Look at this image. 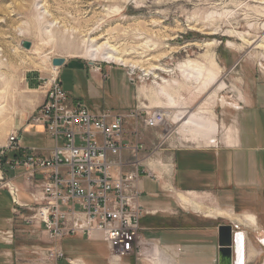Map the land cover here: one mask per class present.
<instances>
[{"label": "rangeland", "instance_id": "1", "mask_svg": "<svg viewBox=\"0 0 264 264\" xmlns=\"http://www.w3.org/2000/svg\"><path fill=\"white\" fill-rule=\"evenodd\" d=\"M23 33H32L35 37L21 39L19 35ZM23 41L31 44L29 50L21 46ZM107 42L127 53L129 59L138 61L141 69L161 65L173 69V73L158 72L159 79L167 82L163 84L151 76L143 77L144 73L139 71L132 72L100 61L90 62L74 53ZM40 44H43L42 51L36 54L34 50ZM263 49L264 0H0V148L15 132L21 134L24 148L50 149L53 146L51 141L33 135V131L25 128L32 113L42 104L44 82L57 70L62 90L68 98L77 100L93 113L128 116L137 110L155 111L158 107L169 112L167 100L162 104L146 97L156 90L155 84H160L172 94L179 109L177 112H184V116L197 109L211 110L217 125L215 139L219 141L224 128L236 126L238 117L245 110V99L253 108L264 105ZM14 52L20 55L19 60H12ZM53 59H64L67 64L53 71ZM186 60L202 63L208 68L212 62L215 81L206 89L186 82L176 71V67ZM85 74L90 78L87 79ZM220 83L225 88L216 92ZM138 90L140 99H137ZM214 92L216 95L212 96ZM221 98L232 106L221 103ZM235 105L239 110L234 108ZM208 116L204 118L208 119ZM244 121L251 131H260L252 147L258 148L257 158L263 162L264 109L257 108L246 115ZM179 127L180 123L171 124L168 119L161 129L145 130L141 121L129 120L124 138L129 146L142 147L138 160L146 158L151 162L166 154L169 141H175L177 144L173 146L178 148L179 142L183 144L182 137L191 143L198 142L193 141L191 135L181 133ZM142 167L150 172L149 166ZM151 174L156 181L155 175ZM166 178L165 168H162L159 181ZM142 181L147 184L145 178ZM9 182L22 193L20 188L24 184L20 171H12L0 164V192L8 194L4 185ZM165 195L167 192L161 193L159 203L170 200L172 211L158 212L150 218L152 220L148 217L143 228H167V240L171 241H180L179 233L185 231L199 233V239L206 240V235L219 226L235 223L258 253L247 259V264L264 263V248L259 245V240L261 243L264 240V210L258 215L251 208L246 213L239 210L233 213L212 199L191 198L204 210L215 208L255 218L254 227L242 226L236 220L204 217L190 209H181L175 200ZM143 197H147V193L141 196V201ZM245 201L249 207L254 205L251 199ZM12 226L9 233H0V241L6 248L1 251L0 264H57L59 260H50L48 253L54 249L61 251L58 248L60 241L52 242L41 229L26 226L21 218H17ZM145 240L150 242V239ZM92 243L98 254L107 252L102 242L92 240ZM65 244L67 240L61 246L65 247ZM249 249L253 251L252 247Z\"/></svg>", "mask_w": 264, "mask_h": 264}, {"label": "built area", "instance_id": "2", "mask_svg": "<svg viewBox=\"0 0 264 264\" xmlns=\"http://www.w3.org/2000/svg\"><path fill=\"white\" fill-rule=\"evenodd\" d=\"M58 75L44 82V101L28 120L53 143L48 153L24 148L18 132L0 148V164L20 171L24 184L22 193L10 182L4 185L13 212L52 242L99 237L113 259L131 254L139 258L149 245L142 237L141 220L147 212L141 182L154 176L138 160L142 147L125 141V127L133 120L141 121L145 130H157L168 118L161 111L143 109L128 116L90 112L68 98ZM230 226L235 233L243 232L234 223ZM48 257L58 261L64 255L54 249Z\"/></svg>", "mask_w": 264, "mask_h": 264}, {"label": "crops", "instance_id": "3", "mask_svg": "<svg viewBox=\"0 0 264 264\" xmlns=\"http://www.w3.org/2000/svg\"><path fill=\"white\" fill-rule=\"evenodd\" d=\"M85 76L87 79L90 78L86 74ZM93 79H96V76ZM242 90L244 96L245 87ZM41 94L40 102L42 103L45 91ZM137 94V99H140L139 90ZM243 104H245V110L238 117L236 126H230L235 131L231 144L227 145L223 136L219 141H216V130L209 138H197L198 142L194 143L188 142L182 137L183 139L181 138L180 141L183 144L179 142L180 148L173 146L177 144L175 141H169L166 154L151 162L146 158L139 159L141 160V166H149L150 172L157 179L153 181L144 177L147 184L144 183L145 181L141 182V196L147 193V197H143L141 201L147 212L141 220V227L145 230L142 232V237H144V240L150 239L151 243L149 242L146 250L139 258L131 254L115 260L109 257V251L99 237L87 239L86 237L74 236L65 238L58 243V248L61 249L64 258L59 260L57 264L60 261H64L60 264H66L67 262L68 264H108L111 262L116 264H218L217 229L214 232H209L206 235V240L199 239V233L185 231L179 233L180 241H171V239L167 240L169 236L167 228L145 229L143 225L148 217L149 219L154 218L158 212L162 214L163 212L172 211L170 200L163 204L159 203L158 197L163 192H167L165 197L175 200V203L181 209H185L178 199L179 195L182 194L190 200L192 197L212 199L217 205L227 206L228 210L233 213L235 210L246 213L247 209L251 208L254 210L255 215H258L261 213L260 210H264V161L261 162L257 158L258 148L252 147L257 141L256 136H260V131H251L250 127L244 125L246 115H250L257 108L264 109V105L259 104L253 108L247 99L243 101ZM167 110L174 115V118L178 115L176 107ZM196 111L189 113L190 115L195 114ZM208 112H211L210 115H212L211 110H208ZM25 130H31L34 133L33 135L47 139L39 126L29 124ZM213 138L217 145L208 142ZM47 141L50 140L47 139ZM31 150L47 154L50 149ZM141 152L140 149L138 158ZM162 168H165L167 176L163 182L159 181ZM21 199L26 201L24 194L21 195ZM245 199H251L252 204H254L252 207L255 208L247 206ZM17 218H20V216L13 212L9 195L0 192V233L5 234L12 231V225ZM150 224L153 226L152 222ZM241 234L242 238H245V262L247 264V259L254 258L255 254L258 255V253L254 250L250 241L246 240V234L243 232ZM44 235L47 237L46 234ZM65 240H67V245L65 244V247H62L61 243ZM92 240L102 242L107 252L98 254ZM249 247H252L253 253ZM5 249L4 243L0 241V254ZM249 252H251V255H249ZM4 254H7V252H4Z\"/></svg>", "mask_w": 264, "mask_h": 264}, {"label": "bare ground", "instance_id": "4", "mask_svg": "<svg viewBox=\"0 0 264 264\" xmlns=\"http://www.w3.org/2000/svg\"><path fill=\"white\" fill-rule=\"evenodd\" d=\"M31 36H34V34L29 33V35H27V34L23 33V34L19 35V37L21 39H25V38L31 37ZM42 38L43 37L41 36L40 40H42ZM42 46H43V44H40L35 48L34 51L36 52V54L37 53L39 54V52L42 51ZM208 46H210V45H208ZM120 49H121V47H120ZM83 51L84 52H82V53H80V52H74V53L81 55L83 58L87 59L90 62L100 61V62H103L107 65L113 64V65L121 67L122 69L123 68H125L127 70L129 69L132 72L139 71L141 73H144L143 77H150L151 76L154 80L159 79L158 72L167 73V74L173 73V69H169V68L166 69V67L161 66V65H159L157 67L153 66L152 68H149V69H146V68L141 69L139 64H138V61L136 62V61L129 59L128 58L129 55L127 53H125L124 51L122 52L121 50L119 51L118 48H115L114 45H110L108 42L100 44V45H95L94 49L88 50L86 48ZM19 59H20V55L18 53L14 52L12 54V60H19ZM21 65L22 64L17 66L16 69H19V67ZM55 68L56 67L53 68V71L56 70ZM213 68H214V64L212 62L210 63V67L208 68L202 63H199V62H196L193 60H186V62H183L176 67V71H178L179 73H181L183 75L182 77L185 78L186 82L192 83L193 85H196L199 88L202 86L204 89H206L208 86H210L215 81L216 73L213 72V70H212ZM57 72H58V70H57ZM52 75L55 76L56 73H53ZM160 81L163 84L167 83L165 80H160ZM171 83H172V81H171ZM155 85H156V90L153 93H151V95L146 96L147 99H149V100L154 99V101H157V102H160V101L162 102L163 100H167L169 108L176 107L175 106L176 102L174 101L172 94H170L168 91L166 92L165 88L160 86V84L159 85L155 84ZM224 88H225V85L220 83V85H218V89L216 90V92L221 91ZM215 95H216L215 92L212 93V96H215ZM219 101H221V103H223V104L232 106L231 104H227V102L223 98H221ZM162 104H163V102H162ZM234 108L239 110V108L236 105L234 106ZM163 109L164 108H162V107H158V108H156L155 111L158 110V111L163 112ZM177 110H179V109H177ZM208 114L210 117L208 119L204 118L205 116H208ZM210 114H211V112H206V111H204V109H200L195 114L190 115V113L188 112L186 114V116H184V112L179 111L178 115L174 118L173 117L174 115H172L171 112H163V115H165L169 119L171 124L180 123L179 131L183 134L191 135V138L193 141H195L197 138H201V139L202 138H209L211 134H214L216 132L217 125L213 121L212 115H210ZM168 128L169 127L167 126V130H169ZM234 133H235V131L233 128H230V127L224 128L223 139L225 140V143L227 145L232 143ZM215 140L213 138V139L209 140L208 142L213 143L212 141H215ZM192 143H194V142H192ZM178 199H179V203L184 208L190 209L196 215H200V216H204V217L224 218V219L232 221V222L234 220H236L242 226L247 225L250 227H254L255 223H256L255 218L253 216L243 215L241 217V216H237L235 214H232L230 211L221 210V209L204 210L201 207L195 205L187 196L182 195V194L179 195ZM263 239H264V237H263ZM262 246L264 247V240H263ZM238 253H239V255L240 254L242 255L241 260H242L243 264H245L246 258H245V247H244V239L243 238L241 240V249L238 250Z\"/></svg>", "mask_w": 264, "mask_h": 264}, {"label": "water", "instance_id": "5", "mask_svg": "<svg viewBox=\"0 0 264 264\" xmlns=\"http://www.w3.org/2000/svg\"><path fill=\"white\" fill-rule=\"evenodd\" d=\"M21 46L29 50L31 44L23 41ZM64 59H53L52 66L56 68L63 67L65 64ZM218 233V264H243L242 255L238 253L241 249V233H233L231 226L223 225L217 228Z\"/></svg>", "mask_w": 264, "mask_h": 264}]
</instances>
